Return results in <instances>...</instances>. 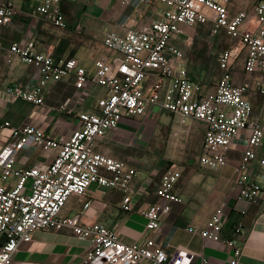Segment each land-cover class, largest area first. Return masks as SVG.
I'll use <instances>...</instances> for the list:
<instances>
[{
  "label": "built area",
  "instance_id": "built-area-1",
  "mask_svg": "<svg viewBox=\"0 0 264 264\" xmlns=\"http://www.w3.org/2000/svg\"><path fill=\"white\" fill-rule=\"evenodd\" d=\"M65 0H42L35 13L57 28H66L62 10ZM235 0H139L152 10L149 20L135 23L123 32L104 36L107 53L88 69L76 58H56L38 52L35 42L14 43L9 54L22 59L39 71L37 87L12 86L6 93L42 106L43 88L65 77L80 90L89 84L105 90L94 107L80 111V102L67 99L60 111L77 117L79 126L69 137L59 139L37 126L12 127L11 139L0 149V264H12L19 246L29 242L38 231L69 229L91 248L81 264H192L194 256L183 251L169 254L158 242L164 219L183 198L175 191L180 174L164 171L155 191L157 200L144 212L146 229L152 233L144 243H125L117 231L103 224H85L81 216L63 217L61 212L72 196L87 197L91 185L125 193L121 208L134 209L154 181L145 178L137 188L135 168L96 151L99 139L117 130L126 121H136L162 112L173 118L193 120L204 127L199 163L216 172L234 163L237 199L257 203L264 199L258 182H250L255 163L264 166V121L254 118L247 97L249 83L240 81L239 73L264 77V0H254L251 8L233 11ZM164 7V9L162 7ZM17 10L7 1L0 3V48L3 29L9 26ZM211 25V35L219 32L234 42L218 57L221 75L215 82L193 79L186 73L187 50L193 36L187 29ZM183 41L181 38H184ZM240 70L235 72L238 64ZM264 92V85L260 87ZM5 123V127H10ZM245 132L246 145L235 147ZM38 145L44 152L60 148L51 163L37 162L28 170L15 168L17 156L26 148ZM233 153H238L234 161ZM106 170L110 176L102 175ZM17 178L15 186L7 181ZM29 182V185H28ZM90 202L85 204L88 208ZM224 211L216 206L203 228H186L203 240L222 241L220 229ZM227 245L235 256L242 249L234 241ZM203 264H212L202 257Z\"/></svg>",
  "mask_w": 264,
  "mask_h": 264
},
{
  "label": "crops",
  "instance_id": "crops-1",
  "mask_svg": "<svg viewBox=\"0 0 264 264\" xmlns=\"http://www.w3.org/2000/svg\"><path fill=\"white\" fill-rule=\"evenodd\" d=\"M10 1L17 10L12 23L3 29L0 48V149L12 141V127L28 124L41 127L46 134L59 139L69 137L79 126L75 116L60 111V106L67 100L79 101L80 111L91 110L105 90L89 84L83 90L73 85V80L65 77L58 82H50L43 88L45 103L36 106L32 103L10 96L7 88L21 86L24 88L40 85L41 76L38 70L26 64L22 59L11 56L9 48L14 43L25 44L32 40L38 52L52 53L56 58H76L90 69L95 60L107 53L103 46L104 36L114 32H123L135 23L147 21L152 10L142 7L139 0H65L62 4L66 28H55L48 25L44 18L35 13L42 0H0ZM240 81L249 83L247 97L255 109L254 93L264 92V77L239 73ZM254 92V93H252ZM168 115L162 112L160 115ZM254 118L264 121V105ZM150 121L151 117L136 121H126L105 138L99 139L96 151L102 152L117 160L124 161L135 168L139 176L132 182L137 188L147 177L154 181L148 192L140 199L130 212L122 210L125 193L93 184L87 197L72 196L66 202L61 216H81L85 224L99 223L119 233L125 243H144L152 236L146 229L147 220L144 212L157 200L155 191L161 174L174 168H168L166 162H153L143 166L144 162H127L128 124ZM10 123V127H5ZM204 128V127H203ZM245 132L235 142V147L243 149L246 145ZM124 144V145H123ZM123 147L115 151L114 146ZM60 148L44 152L41 146L33 145L17 156L15 168L28 170L37 162L51 163ZM238 153H233L235 160ZM196 172L182 174L175 186V191L183 198L182 205L175 206L171 215L164 219L158 232V242L169 254L183 251L193 255L192 264H203L201 258H207L212 264H264V199L249 203L237 199L238 187L235 183L234 163L212 172L201 167ZM102 175L110 176L106 170ZM1 174V171H0ZM192 177V179H191ZM250 182H258L264 190V166L255 163L251 171ZM17 178L7 181L15 186ZM29 185V182H28ZM90 202L88 208L85 204ZM221 205L224 211L223 225L219 231L222 241L203 240L193 236L186 228L194 226L203 228L216 206ZM234 241L242 249L240 256H235L227 245ZM91 241L76 237L69 229L58 231H38L29 242L19 246L12 264H81L91 248ZM147 264V263H144Z\"/></svg>",
  "mask_w": 264,
  "mask_h": 264
},
{
  "label": "rangeland",
  "instance_id": "rangeland-1",
  "mask_svg": "<svg viewBox=\"0 0 264 264\" xmlns=\"http://www.w3.org/2000/svg\"><path fill=\"white\" fill-rule=\"evenodd\" d=\"M253 3L254 0H235L232 6L233 11L251 8ZM186 33L193 36L191 48L186 51V73L199 81L215 82L222 73L218 66L219 54L237 42L232 41L225 32L212 36L211 25L187 29ZM181 39L184 41L185 37ZM240 66L241 63L238 64L235 72L240 70ZM253 96L257 98L254 102L256 112L253 107L252 114H259L264 105V98L258 92ZM150 117V121L128 124L129 137L126 138L128 144L126 148L129 156L125 161L144 162L142 167L152 166L153 162H166L167 167L174 168L180 177L188 171L192 176V172H197L200 168L199 157L204 139L203 126L193 120H181L166 114ZM120 148L123 147L114 146L115 151H119Z\"/></svg>",
  "mask_w": 264,
  "mask_h": 264
}]
</instances>
